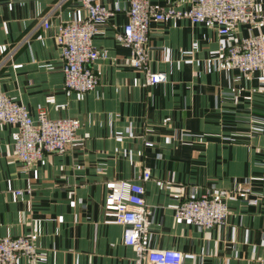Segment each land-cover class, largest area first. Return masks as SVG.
<instances>
[{"label":"crops","instance_id":"1","mask_svg":"<svg viewBox=\"0 0 264 264\" xmlns=\"http://www.w3.org/2000/svg\"><path fill=\"white\" fill-rule=\"evenodd\" d=\"M131 1L101 0L120 11L98 26L99 83L84 94L66 90L56 41L62 24L86 17L82 2L0 0V93L34 119L45 112L79 124L65 154L31 166L13 155L19 128L0 127V238H32L38 264H135L124 227L105 222L106 184L149 168L147 246L182 251V264H264V72L245 75L223 62L230 44L264 27L221 36L186 19L152 21L147 52L162 81L147 87L117 39ZM149 2L186 10L194 0ZM254 10L264 14V0ZM226 195L222 227L175 217L186 199Z\"/></svg>","mask_w":264,"mask_h":264},{"label":"built area","instance_id":"2","mask_svg":"<svg viewBox=\"0 0 264 264\" xmlns=\"http://www.w3.org/2000/svg\"><path fill=\"white\" fill-rule=\"evenodd\" d=\"M87 11L84 19L62 24L56 35L63 58L66 90L77 93L94 91L99 83L93 68L100 57L94 46L98 26L110 20L119 9L102 5L101 0H80ZM128 23L118 41L130 51L129 62L144 76V86L159 84L162 77L152 70L148 57V42L152 21L189 20L193 24H207L227 36L235 28L248 25L264 27V14L254 10V0H194L189 9L158 7L149 0H132L127 10ZM46 28L49 18L43 20ZM224 64L243 74L264 72V33L249 36L230 44L223 56ZM15 125L19 135L14 142V157L31 166L47 154H65L75 141L79 130L76 120H52L45 112L34 119L28 109L15 99L0 93V127ZM152 178L144 168L136 180H118L106 184L105 222L124 227L123 242L133 249L135 264H182L184 254L178 249H152L145 238L151 211L146 206L145 183ZM240 192H246L243 188ZM251 203H256L252 200ZM228 195L224 197H192L175 209V217L203 229L224 226L229 218ZM38 264L36 244L29 237L0 238V264Z\"/></svg>","mask_w":264,"mask_h":264}]
</instances>
